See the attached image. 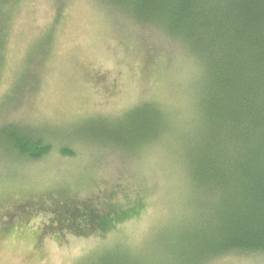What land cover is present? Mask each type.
<instances>
[{
  "label": "rangeland",
  "instance_id": "rangeland-1",
  "mask_svg": "<svg viewBox=\"0 0 264 264\" xmlns=\"http://www.w3.org/2000/svg\"><path fill=\"white\" fill-rule=\"evenodd\" d=\"M2 9L0 101L15 92L2 117L66 133L93 115L114 120L154 100L170 111L169 122L184 119L172 113L188 109L179 93L197 65L181 51L131 35L95 0H6ZM71 141L69 156L0 159V264H101L113 248L166 262L162 236L188 212L181 174L165 161L170 153L144 145L126 155ZM97 205L105 217L96 222L110 220L108 229L77 218ZM204 264H264V253L231 252Z\"/></svg>",
  "mask_w": 264,
  "mask_h": 264
},
{
  "label": "trees",
  "instance_id": "trees-1",
  "mask_svg": "<svg viewBox=\"0 0 264 264\" xmlns=\"http://www.w3.org/2000/svg\"><path fill=\"white\" fill-rule=\"evenodd\" d=\"M95 1L108 10L107 17L129 24L131 35L143 42L156 37L192 58L197 65L193 80L179 93L188 109L172 113H185L184 119L177 127L169 122L170 111L151 100L114 120L93 115L64 133L2 117L9 108L7 97L15 93L9 90L0 101V159L36 161L53 150L69 156L75 152L71 139L103 145L100 150L112 146L126 155L144 145L163 146L170 153L165 161L181 174L180 201L188 212L169 230L171 235L162 236L167 261L161 264H204L231 252L264 253V0ZM5 2L0 0L4 34ZM165 135L168 145L162 141ZM100 209L83 210L77 218L108 229L110 220L96 222L105 217ZM108 253L101 264L159 262L120 248Z\"/></svg>",
  "mask_w": 264,
  "mask_h": 264
}]
</instances>
